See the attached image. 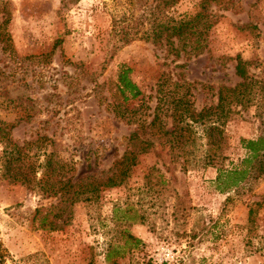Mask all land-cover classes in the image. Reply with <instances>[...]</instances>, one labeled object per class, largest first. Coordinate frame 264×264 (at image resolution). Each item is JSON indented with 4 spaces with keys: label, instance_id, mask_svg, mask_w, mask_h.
<instances>
[{
    "label": "rangeland",
    "instance_id": "374dc122",
    "mask_svg": "<svg viewBox=\"0 0 264 264\" xmlns=\"http://www.w3.org/2000/svg\"><path fill=\"white\" fill-rule=\"evenodd\" d=\"M200 1L178 0L167 14H194ZM209 8L214 23L206 48L175 55L164 41L141 38L149 24L134 0H0V22L9 18L12 42L11 50L0 49V120L14 124L11 137L25 160L38 164L53 153L74 168L65 177L104 178L130 148L133 120L148 122L158 112L170 127L172 103L160 96L171 100L174 82H193L191 100L200 110L216 103L219 86L243 80L235 73L237 55L250 77L262 78L264 0H217ZM121 65L130 68L138 96L126 90L124 98L119 91ZM255 93L249 105L232 106L215 165L203 164L202 126L193 128L184 154H171L153 138L154 148L139 156L124 183L66 208L56 217L58 229L38 227L45 212L46 222L52 220L58 198L8 182L0 162L4 263L264 264V205L256 204L263 200L264 178L229 193L213 182L218 167L232 168L245 156L241 138L264 134V109L256 106L263 92Z\"/></svg>",
    "mask_w": 264,
    "mask_h": 264
},
{
    "label": "trees",
    "instance_id": "16d2710c",
    "mask_svg": "<svg viewBox=\"0 0 264 264\" xmlns=\"http://www.w3.org/2000/svg\"><path fill=\"white\" fill-rule=\"evenodd\" d=\"M178 0H134L138 9L142 10L141 18L148 24V28L141 32V38L155 43L166 44L167 52L179 55L180 51L186 54H199L207 45L208 30L213 25V15L209 11L211 2L217 0H201L198 10L191 15L180 17L167 14V10L174 6ZM9 21L0 22V49L3 52L12 49V42L5 24ZM137 24L132 23V40L138 35ZM126 35V34H123ZM127 43L130 40L123 37ZM174 39L177 41L175 42ZM189 47V48H187ZM246 61L237 55L235 73L243 80L235 86H219L216 91V103L203 106L200 110L193 107L190 89L194 86L193 82L186 80L176 81L174 84L177 90L169 93L171 100L166 99V95H161L162 102L171 101L170 117L172 124L166 127V121L158 112H155L152 119L148 122L144 119H135V128L128 137L129 149L114 161L110 174L104 178L94 175H82L74 179L73 174L65 177V174L74 168L68 167L63 161L54 157L53 153L45 154L44 159L38 164L26 161L22 147L19 146L11 137V127L0 120V162L1 177L10 183L28 184L33 188H38L42 194L58 198V202L52 206L56 209L52 220L46 222L48 212L40 217L38 227L58 229L56 217L62 216L66 208H70L80 201L95 200L99 197L103 187L120 186L128 178L133 166L139 162V156L150 152L155 145L153 138L161 145L168 146L171 154H184V145L191 137L193 128L197 125L202 126L203 137L206 138L208 146L204 165H215L218 159V149L221 147L222 126L234 112L232 106L249 105L255 98V92H263L260 101L256 104L258 108L264 109V76L254 79L247 74ZM130 68L121 65L117 74V87L124 98L140 94L138 86L130 79L128 72ZM4 72L0 68V75ZM258 84V87L255 85ZM212 89L211 85H203V90ZM254 90L253 96H251ZM163 92L162 89H160ZM261 94V93H260ZM159 106L156 107V110ZM260 116H263L259 112ZM240 143L245 149V156L238 165L232 168H217V175L213 182L218 191L229 193L237 190L243 183L250 188L260 179L264 178V134L256 138H241ZM40 172V177L36 174ZM252 187V186H251ZM258 206L264 205V196L261 202H256ZM253 207L249 208V214L253 213ZM51 212V211H50ZM135 243L138 238L132 237ZM0 264L3 261V248L0 243Z\"/></svg>",
    "mask_w": 264,
    "mask_h": 264
},
{
    "label": "built area",
    "instance_id": "2783aa9c",
    "mask_svg": "<svg viewBox=\"0 0 264 264\" xmlns=\"http://www.w3.org/2000/svg\"><path fill=\"white\" fill-rule=\"evenodd\" d=\"M166 259H167V258H164V260H163L162 258H160L159 261H160V263H161L162 261H166Z\"/></svg>",
    "mask_w": 264,
    "mask_h": 264
}]
</instances>
